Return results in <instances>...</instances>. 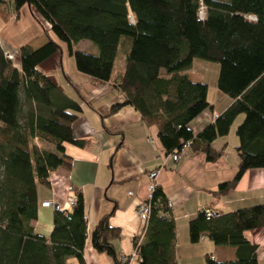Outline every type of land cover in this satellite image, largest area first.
<instances>
[{"label":"trees","instance_id":"obj_1","mask_svg":"<svg viewBox=\"0 0 264 264\" xmlns=\"http://www.w3.org/2000/svg\"><path fill=\"white\" fill-rule=\"evenodd\" d=\"M12 5L16 14L26 6L47 40L37 48L19 47L11 59L0 45V264H68L70 258L84 264L86 222L77 189L75 205L54 211L47 238L32 227L41 207L36 185L49 186L50 172L69 168L65 144L83 145L72 134L80 104L40 68L59 51V43L69 54L80 41L95 47L94 55L73 53L77 69L95 81L112 82L124 94L123 104L157 127L166 154L188 142L207 162L216 161L219 153L211 143L243 115L235 129L236 173L215 194L233 189L247 170H264V0H12ZM123 39L129 48L113 78ZM194 59L218 64L215 87L231 99L196 135L187 125L207 107L208 86L186 74ZM166 204L157 185L143 239L134 243L139 264H175V224ZM262 228L264 202L213 217L200 210L188 221V237L196 243L205 236L215 247L232 249V256L219 252L205 264H259L247 233ZM118 238L109 215H103L90 244L120 264L113 246Z\"/></svg>","mask_w":264,"mask_h":264},{"label":"crops","instance_id":"obj_2","mask_svg":"<svg viewBox=\"0 0 264 264\" xmlns=\"http://www.w3.org/2000/svg\"><path fill=\"white\" fill-rule=\"evenodd\" d=\"M33 23L26 6H22L16 14L12 0H5L0 6L1 47L28 45L37 48L44 44L47 38L41 35L39 29L29 31L35 29ZM122 44L124 55L130 42L123 39ZM59 47V51L43 62L40 68L80 104L81 113L72 124V134L82 140L83 145L65 144L69 168L50 172L49 186L36 187V197L39 204L52 200L64 209L68 208L66 186L70 184L77 189L82 197L86 222L82 251L84 264H116L111 257L95 251L90 244V233L103 215H109V225L119 234L113 242L115 254L128 259V264H139L137 252L134 254V243L142 241L145 226L137 218L135 209L147 199V175L153 170L158 171L156 183L171 203L169 215L175 224V264H205L207 256H215L219 252L232 256V249L215 247L205 236L191 243L188 221L202 209L226 214L264 202L263 169L247 170L233 189L225 194H215L217 187L231 181L236 173L239 161L235 149L237 137L231 138L228 133L211 143V148L219 153L214 162H207L204 153L192 147L186 148L178 160L173 161L159 142L157 127L147 124L132 106L123 104L124 94L112 82L95 81L77 69L73 53L94 55L97 52L95 47L89 41H80L73 45L71 54L65 44L59 43ZM122 56L117 64L116 58L114 60L113 78L124 67ZM215 88H208L207 107L187 125L194 135L231 103V99L217 93ZM115 104L120 106L111 111ZM53 213L49 208H38L32 225L35 234L49 236ZM247 238L257 246L258 263L264 264V228L248 232ZM75 262L74 258L67 260L68 264Z\"/></svg>","mask_w":264,"mask_h":264},{"label":"built area","instance_id":"obj_3","mask_svg":"<svg viewBox=\"0 0 264 264\" xmlns=\"http://www.w3.org/2000/svg\"><path fill=\"white\" fill-rule=\"evenodd\" d=\"M201 13H202V16H203V11L202 10H199L198 12V15L201 16ZM201 16V17H202ZM248 21H254L255 20V17L252 16V15H247L245 17ZM14 53H10V52H5V56L9 59L13 58V55ZM186 147H189V143L186 142L182 148L180 149L179 152L175 151L171 154V158L173 161H177L179 156L181 154H183V151ZM157 174H158V171H150L148 173V186H147V192H148V195H147V199L146 200H143L141 201L136 209H135V213H136V216L137 218L142 221L144 223V226H146L147 224V220H148V217H149V213H150V201L152 199V192L154 191L155 187L157 186V183H156V179H157ZM66 191H67V195L65 197V202L67 204V206H73L75 205V202H76V193H75V190H74V187L70 184H68L66 186ZM129 195L131 194L130 192L128 193ZM40 206L43 207V208H49L51 209L52 211H59L61 209V206L52 201V200H44L40 203ZM166 207L168 209L171 208V203L167 201V204H166ZM203 212L205 213V215L207 217H213V216H217L218 214L217 213H214L212 211H209V210H203ZM166 214H162V216H165ZM139 243H137L138 245ZM134 254H136V247H135V250H134ZM133 254V255H134ZM120 264H128V259L124 258V257H121L120 259Z\"/></svg>","mask_w":264,"mask_h":264},{"label":"rangeland","instance_id":"obj_4","mask_svg":"<svg viewBox=\"0 0 264 264\" xmlns=\"http://www.w3.org/2000/svg\"><path fill=\"white\" fill-rule=\"evenodd\" d=\"M200 6H201V4H200ZM202 9H203V12H204V7L203 6L201 7V9H198V12H199V10H202ZM203 15H204V13H203ZM201 16H202V13H201ZM201 16L198 15L199 18H201ZM34 22H35V20H34ZM33 24L35 25V29H30L29 31L35 32L36 29H39V31L42 32V30L38 26L37 22H35ZM38 35H40V34H38ZM41 35L46 38V36H45V34L43 32L41 33ZM122 41L123 40H121V42L119 43V46H118V50H117V54H116V64L119 61V59L121 60V56L123 55V50H122L123 49V44H122ZM18 48L19 47H15V48L14 47H8V48H5V50H7L10 53H16ZM123 57H124V55L122 56V59H123ZM217 73H218V64L217 63L206 61V60H202V59H194L193 62H192V66H191V68L188 71V76H189V78H191L193 80H196V79L197 80H202L208 86V88L211 90L212 87H215L214 85H215ZM215 91L217 93H219L216 88H215ZM242 118H243V115H239L234 120V122L232 123V125L230 127V131L228 132L229 133L228 134L229 137H231V138L236 137L235 136V129H236V126L242 120ZM38 144L41 147H49L43 141H39ZM186 148H188V147H186ZM38 186H39V184L36 185V187H38ZM202 210H205V209H202ZM206 210L210 211V209H206Z\"/></svg>","mask_w":264,"mask_h":264}]
</instances>
